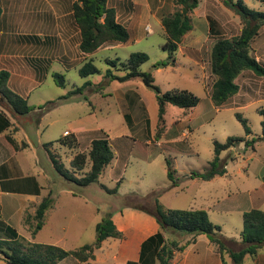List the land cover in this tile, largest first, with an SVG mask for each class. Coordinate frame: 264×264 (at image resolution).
Wrapping results in <instances>:
<instances>
[{
	"label": "rangeland",
	"instance_id": "obj_1",
	"mask_svg": "<svg viewBox=\"0 0 264 264\" xmlns=\"http://www.w3.org/2000/svg\"><path fill=\"white\" fill-rule=\"evenodd\" d=\"M71 1L0 0L2 11L0 16V68L3 67L4 61L1 54L5 57L8 56V67L14 69L13 78L18 86L17 91L23 93L33 83V75L36 73L34 67L40 69L41 76L37 77L40 86L33 90L30 96V101L36 107L43 106L49 100L67 96L61 100L64 102L61 105L58 103L57 106L41 112L39 124L35 122L28 124V130L35 132V127L38 126L43 132L41 133L43 139L46 142H54L61 136L63 128L71 129L73 126L80 125L76 123L83 121L86 126H98L100 138H111L112 145L117 143L114 141V137L127 133L136 139L137 144L132 148L134 152H139L146 146L152 150L153 156L144 165L145 174L142 177L137 178L136 166L129 164L122 174L119 184L112 180L107 173H102L100 182L106 186H104L105 188L100 187L99 190L95 185H91L85 189L89 198L95 204L100 205V220L111 210L123 204L128 197H142L155 189L159 202L165 207L166 203H169L173 208H187V205L192 203L196 207H211L213 209V205H225L226 203L227 208L221 214L212 210L208 217L221 226L222 233L228 236L232 242H239L243 221L241 211L250 207L251 193L255 201H257V197L264 196V139L259 138L262 116L258 112V109L264 106V99L254 98L246 106L214 107L208 96L209 86L205 84L206 82L207 85H210L213 75L209 66L212 42L211 39H208V26L204 14L213 12L221 17V21L225 22L224 27L217 28L224 36H230L239 31L238 17L223 5L221 8L225 13L218 6L215 8L210 0H201L197 8L193 10L191 13L192 29L189 32L194 37L187 36L183 41L181 40L179 47L189 56L188 50L194 52L198 64L202 67L179 50L175 53L176 64L158 65L167 58V52L162 48L165 34L154 18L148 20L143 18L142 28L148 24L149 31L142 30L140 37L133 35L126 42L111 47L103 45L102 49L89 54L87 59H92L100 73L81 77L78 69L83 64L81 61L83 55L79 53L77 47L79 35L70 13ZM243 1L250 8L264 11V4L257 0ZM111 3L119 5L117 0H111ZM171 9L172 11L174 9L173 0ZM55 20L62 28L60 35L67 38L63 45L72 55L70 66L64 63L67 57L64 61L60 59L59 46H55L54 42L49 43L47 39L41 41L51 30L50 23ZM252 46L254 55L258 56L260 60H264V26L260 28ZM133 52H144L148 55V60L141 65L140 69L152 72L154 84L159 87L161 92L171 89H186L199 98L198 104L190 109L166 104L162 120H160L157 92L147 87L140 78L120 82L117 79L105 77L107 69H111L114 74H121L114 70L107 60L118 58L123 61ZM12 55L17 56L18 59L10 58ZM40 56L45 57L44 59H33V57ZM11 62L13 63L11 64ZM4 67L7 68V66ZM204 72H206L205 77L203 76ZM55 73L64 75L63 86L55 84L53 76ZM25 76L28 80L24 79ZM87 80L93 84H101L103 89L100 88L101 85L100 87L91 85L86 86L81 93L72 92ZM94 88L97 89V93L91 90ZM125 94L128 98L123 99ZM83 95H86L88 100L82 99ZM81 102L83 105L80 104ZM91 104H94V109ZM236 114L246 119L250 134H245L243 125ZM188 115L190 116L188 125L191 127V132L186 138L179 137L177 135L180 132L179 125L173 123V119ZM78 119L80 120L78 121ZM92 135V137H98L97 133ZM228 136L255 138L256 141L253 147L246 146L245 142L241 141L236 146L223 150L225 152L221 151V160L226 163V165L224 164L227 171L225 176L218 177L214 183L196 179L194 181L196 183L191 184L187 180L189 177H185V175L189 171H205L213 157L214 140L223 142ZM148 137L153 141L156 138L162 143V146L145 145L144 140ZM122 140L124 143L131 141L130 139ZM84 143L85 139L81 138V145ZM54 147L67 165L68 152L64 148L58 147L55 142ZM41 160L46 164L45 169L50 175L49 178L55 181L60 180L57 173L54 175L55 171L53 168L51 169L49 159L45 156V161L44 158ZM167 162L170 164L169 168L175 171L173 175L179 177V184H184L185 191L183 190L184 192H181L177 197L171 198L172 191H163L168 183L164 170L165 167L168 169ZM94 188L99 190V193L93 192ZM125 194L129 195L125 197ZM217 201L220 203L218 204ZM144 204L150 206V204ZM255 206L264 210V200ZM94 237L95 232L93 231L91 238L95 239ZM71 239L73 238L70 237L67 240L65 247L77 245ZM81 239L77 243L86 241L88 236L82 235ZM263 256L261 253L258 258L262 260ZM260 259L259 262H261ZM253 260L247 257L245 264H253ZM4 263L3 257H0V264Z\"/></svg>",
	"mask_w": 264,
	"mask_h": 264
},
{
	"label": "trees",
	"instance_id": "obj_2",
	"mask_svg": "<svg viewBox=\"0 0 264 264\" xmlns=\"http://www.w3.org/2000/svg\"><path fill=\"white\" fill-rule=\"evenodd\" d=\"M220 1L238 17L240 29L236 34L224 36L219 32L216 20L211 17L207 18L209 32L215 36L211 43L209 56L210 72L213 75L209 96L216 107L224 104L237 92L238 85L235 79L242 72L250 70L257 75L264 76V67L257 61L252 46L260 28L264 26V11L248 7L243 0ZM258 1L264 3V0ZM110 3V0H73L71 3V15L79 31L78 49L81 52L93 53L103 45L115 42L122 43L128 40L129 32L123 24L117 21L116 11ZM198 3L199 0H173V11L162 16L160 23L165 34V42L162 48L167 52V58L158 65L167 66L175 62V53L183 35L192 29L191 13ZM147 60L148 55L144 52H133L123 61L118 58L109 59L107 62L121 74H114L111 69H107L105 77L117 79L120 82L140 78L147 87L157 92L160 120H162L166 104L184 109H190L198 104L199 98L186 89H171L161 92L159 87L154 84L152 72L140 69L141 65ZM78 73L81 77H88L99 74L100 71L94 65L92 59H86L79 67ZM53 76L56 85H64V75L62 73H55ZM7 78L8 72L1 70L0 90L2 94L15 113L27 114L33 107L27 103L25 98L7 88ZM91 85L100 87L101 84H93L87 80L72 92L81 93L86 86ZM100 88L103 89V86L101 85ZM94 91L96 92L97 89L94 88ZM65 98L67 96L47 101L39 108L43 112ZM83 98L87 99V96L83 95ZM258 112L262 116L261 136L259 138L264 139V106L260 107ZM236 115L243 125L245 134H250L251 131L246 119L241 118L239 114ZM0 118L2 119V126L9 124V120L2 110H0ZM241 141H244L246 146L253 147L256 139L228 136L223 142L214 140V152L209 167L203 172L190 171L185 177L208 180L215 175L224 174L226 169L224 167L225 162L220 158L221 151L228 150ZM54 142L58 147H62L68 152L67 165L54 147ZM54 142L50 141L43 144L54 170L59 176L77 187H84L98 182L100 174L113 158V151L107 138L93 139L84 151L78 150L77 138L70 132L61 135ZM167 166L166 175L171 185H178L179 177L173 175L175 171L169 168V162H167ZM101 187L105 188L102 184ZM157 197L158 194L153 189L147 195L142 196L135 205L150 211L160 225L161 231L148 240L157 242L154 254L158 264H171L175 253L181 251L198 234H205L209 238L219 253L222 264H245L247 257L253 260L264 252L263 209L252 207L243 213L242 229L240 231L243 246L238 250H234L226 243L221 226L209 219L205 209L169 208L162 205ZM53 203V198L48 195L36 205L33 222L30 223L32 235L44 224L46 211L53 206ZM144 203L150 204V206ZM163 232L186 235L188 239L182 242L165 238ZM120 236L121 232L115 228L110 213H107L97 222L94 241L74 249L31 242L18 235L10 226L0 227V254L6 264H56L68 255H72L80 262H86L93 257L94 248L99 246L102 240L107 237Z\"/></svg>",
	"mask_w": 264,
	"mask_h": 264
},
{
	"label": "crops",
	"instance_id": "obj_3",
	"mask_svg": "<svg viewBox=\"0 0 264 264\" xmlns=\"http://www.w3.org/2000/svg\"><path fill=\"white\" fill-rule=\"evenodd\" d=\"M117 1L119 5L112 3L110 4L116 11L117 21L127 28L129 32L128 40L133 35L140 37L142 35V30L149 31L148 24H145L142 28L143 18L146 20L154 18V20L157 21L161 26L160 20L162 16L172 11V0ZM200 1L201 0H199V2ZM72 2L73 0L70 2V5ZM210 3H212L215 8L218 6V8L223 11L221 8V5L223 4L220 0H210ZM167 6L168 9H166ZM196 8H194V10ZM137 11L139 12L137 13ZM0 12H2L1 9ZM53 12L54 14L56 13L54 9ZM204 17L206 20L208 17L215 19L218 28L219 26L220 28L224 27L225 22H222L221 17H219L217 14L213 12L210 14L205 13ZM50 26L49 27L51 30H49L48 34L45 35L41 41L43 42L47 39L49 40V43L54 42L55 46H59L60 59H63L64 61V59L67 57L68 60L66 59L64 63L67 66H70L69 62H71L73 58L70 51L65 47V45H63L67 38L60 35V29L62 28L58 25L56 20L52 21ZM77 32L79 35L78 29ZM207 33L208 39H211V42H213L215 36L209 32V26L207 28ZM187 36L194 37L188 31L183 35L182 41ZM78 43L79 39L77 42V47ZM117 44L118 43L115 42L106 44L104 46L108 45V47H111ZM180 48L181 47L178 45V50L183 55L189 56L182 52ZM99 49L102 48L98 47L96 50ZM79 53L83 55V59L81 60L82 62H84L87 59V56L91 54L83 53L80 50ZM188 53L190 54L189 57H191L194 62L198 64V61L196 60L197 56H194V52L188 50ZM1 56L4 61L3 67L0 68V71L6 70L8 72V78L6 81L7 88L25 98L27 103L32 106L33 109L24 115L15 113L0 90V99L3 100V103H0V110L4 112L5 116L9 120V124L7 126H2V119L0 118V227L5 228L10 226L17 232L18 235L24 237L28 241L53 244L64 249H74L81 245L92 243L94 239L91 238V233L93 231L95 232V226L98 220L100 221V205L95 204L89 198L85 192V189L91 185H95V187L100 190L101 184L105 186L102 182H100V176L102 173H107L108 176L116 182L121 181L122 174L126 171L129 164L136 166V177H142L145 174L144 165H146V163H148L147 161L152 158L153 152L151 149L147 148V146L139 152H134L132 148H134L137 144L136 139L127 135V133L114 137V141H117L115 145H112V139L107 136L108 142L113 151V158L100 174L98 182L77 188V186L59 175L58 179L60 180H51L49 178L50 175L45 169L46 164L42 163L41 160L44 158L45 161V156L48 158L43 147V144L46 143L41 134L43 132L38 126L35 127V132H30L27 127L28 124H32L34 122L39 124L40 122L41 109L34 106V104L30 101V96L33 90L39 88L40 86L39 81H37V77L38 75L41 76V71L40 69L34 67V70L36 69V73L33 75V83L31 87L24 93L19 92L17 91L18 86L16 85L15 79L13 78L15 75L14 69H12V67H8V56L5 57L3 54H1ZM44 57H33V59H44ZM255 57L257 61H259V63L264 67V60H260V58L256 55ZM10 58L18 59L17 56L15 57L13 55ZM25 58L26 57L24 56V59ZM12 63L13 62H11V64ZM174 64H176V57L173 65ZM198 65L201 66L200 64ZM4 66H7V68L5 69ZM15 69L18 70L17 68ZM205 74L206 72L203 74L204 77ZM24 79L28 80L26 76ZM235 82L238 85L237 92L221 106L214 107L222 108L225 105L246 106L250 104L254 98H258L257 100L264 99V76L257 75L254 72L248 70L239 74L236 77ZM211 83L212 81L210 82V85H207L205 82L206 86H209L208 96L211 89ZM91 90L94 93L98 92H95L94 89ZM126 98L128 97L125 94L123 99ZM82 99L84 98L82 97ZM84 100H88V97ZM62 103L64 102L60 101L58 105H61ZM80 104L83 105L82 102ZM91 105L94 109V104ZM189 117L190 116L188 115L182 118L173 119V123L179 125L180 132L177 133L179 137L186 138V136L190 134L191 127L188 125V122L190 121ZM79 120L80 119H78V121ZM81 122L82 123H76L80 125L73 126L71 129L63 128L61 130V135L67 134L68 132L73 133L78 141V150L84 151L88 148L90 142L93 139H96L95 137H92L93 133H97V138H100V130H98V126H86L83 121ZM182 123L184 124L182 125ZM81 138L85 139V143L83 145H81ZM122 139H130L131 141L124 143V140ZM144 144H156L158 146H162V143L157 141L156 138L155 141H153L149 137L144 140ZM49 163L52 169V163ZM157 163L159 164V161H157ZM164 170L167 173L166 167ZM53 171H55L54 168ZM226 172L227 171H225V173L222 175H215L208 180H203L197 177L189 178L187 180H189L191 184L196 183L194 182L196 179L208 183H214L218 177L225 176L227 174ZM54 173V175H56V171ZM167 182L166 188L163 191H172V194L170 195L171 198L173 196L177 197L181 192L185 191L184 184L180 183L178 185L172 186L168 178ZM95 189L96 188L93 189V192L95 191L96 193H99V190ZM48 195L53 198V206L46 211V217L42 227L34 235H32L30 223L33 222L35 207L43 198L47 197ZM128 195L129 194H125V197ZM250 196L252 203H250V207L248 209L241 211L242 215L245 211L251 209L252 207H256L255 204H258L264 200L263 195H261L260 198L257 197V201H255V198H252V193ZM193 197L195 198V195ZM140 198L141 197L137 196L132 198L128 197L125 199L123 204L110 211L111 220L115 228L121 232L120 237H107L102 240L100 245L94 248L93 257L86 262H80L72 255H68L62 258L56 264H158V260L154 254L157 247V242L148 240L156 233L161 231L160 225L156 217L150 211L135 205V203L139 201ZM226 198L229 197L226 196ZM217 203L219 204L220 201H217ZM187 206V208L205 209L208 216L209 212L212 210L221 214L223 210L227 208L226 203L225 205H213V209H211V207H196V205H193L192 203H189ZM166 207L173 208V206L169 203H166ZM211 221L213 222V220ZM85 234L88 236V239L84 242L82 241V243H77L82 240V235ZM163 236L165 238L176 239L182 242H185L188 239V236L186 235H180L173 232H163ZM223 236L226 243L232 249L238 250L243 246L241 240L234 243L228 238V236L224 234ZM70 237L73 238L71 240H74L77 245L74 247H65L67 240ZM262 255H264V252H262ZM258 257L259 255L253 260V264H261V262L264 264V256L262 260ZM259 259L261 262H259ZM171 264H222V261L219 253L215 249L214 245L210 242L209 238L205 234H198L196 238L193 241L188 242L181 251L175 253Z\"/></svg>",
	"mask_w": 264,
	"mask_h": 264
},
{
	"label": "water",
	"instance_id": "obj_4",
	"mask_svg": "<svg viewBox=\"0 0 264 264\" xmlns=\"http://www.w3.org/2000/svg\"><path fill=\"white\" fill-rule=\"evenodd\" d=\"M0 103H3V100L0 99Z\"/></svg>",
	"mask_w": 264,
	"mask_h": 264
},
{
	"label": "flooded vegetation",
	"instance_id": "obj_5",
	"mask_svg": "<svg viewBox=\"0 0 264 264\" xmlns=\"http://www.w3.org/2000/svg\"><path fill=\"white\" fill-rule=\"evenodd\" d=\"M0 16H1V12H0Z\"/></svg>",
	"mask_w": 264,
	"mask_h": 264
}]
</instances>
